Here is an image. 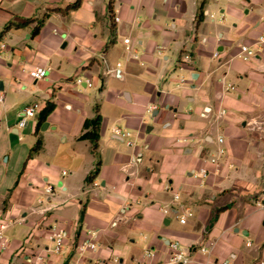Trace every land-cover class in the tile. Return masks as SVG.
Segmentation results:
<instances>
[{"label":"crops","instance_id":"obj_1","mask_svg":"<svg viewBox=\"0 0 264 264\" xmlns=\"http://www.w3.org/2000/svg\"><path fill=\"white\" fill-rule=\"evenodd\" d=\"M77 2L0 0V264H167L172 242L189 264L264 262V46L239 56L264 36V0H81L53 11ZM38 67L45 79L30 75ZM30 105L38 115L19 128ZM97 114L95 155L80 137ZM84 242L96 248L82 252Z\"/></svg>","mask_w":264,"mask_h":264},{"label":"built area","instance_id":"obj_2","mask_svg":"<svg viewBox=\"0 0 264 264\" xmlns=\"http://www.w3.org/2000/svg\"><path fill=\"white\" fill-rule=\"evenodd\" d=\"M115 21H119V18H115ZM125 43L128 45L130 43L129 39L125 40ZM264 46V36H260L256 43L254 45H241L240 46V52H239V56L241 59L245 60V61H250L251 59L255 58L257 53L259 51H261L263 49ZM6 46L5 45H1L0 46V50L5 49ZM127 50L129 51L130 48L129 46H127ZM219 53H214V57H218ZM30 75L32 76L33 79L35 80H40V79H45L48 76V70L46 68L43 67H38L34 70H32L30 72ZM83 81L82 79H77L76 83L81 84ZM87 84L92 86L93 84L90 81H87ZM38 105H30L25 107L22 110L21 113V119L18 122V127L19 128H24L28 125V120L30 118H35L38 115ZM224 113V112H223ZM115 133L120 135L122 134L124 137H129L130 133L129 132H122L121 129L117 128L115 129ZM128 145L129 146H133L134 142L129 140L128 141ZM226 151L224 149H220L218 151V155L214 156L211 159V163L215 164V165H219L220 163V157L225 155ZM67 173L64 172V175H66ZM209 174L208 170L203 169L200 172V177L201 178H206ZM95 185L97 186L98 184L95 183ZM49 192H52V188H48ZM175 200L179 199V195H175L174 196ZM165 212H169V210H165ZM191 215V213H187L185 215H182L180 220L182 223H185L187 220V217ZM7 228V225L5 224V222L3 220H0V252L7 250L8 246H9V242L4 234L5 229ZM68 233L67 231L61 230L58 233H56L53 237V239L56 242V247H55V252H60L61 247L64 244L65 239L67 238ZM95 249L96 248V244L91 243V242H84L83 244L78 246V249L81 250L82 252H84L87 249ZM170 248H171V256L169 259V262L167 264H189L191 261L190 255L180 246V244L178 242H172L170 244ZM212 248L211 246H202L201 247V251L203 252H209L210 249ZM145 257L146 258H153L155 257V253L152 251H147L145 253ZM43 258L41 256H35V257H29L27 260L28 264H37L39 261H41ZM146 264V263H144ZM224 264H228V263H224ZM260 264H264V262L260 263Z\"/></svg>","mask_w":264,"mask_h":264},{"label":"trees","instance_id":"obj_3","mask_svg":"<svg viewBox=\"0 0 264 264\" xmlns=\"http://www.w3.org/2000/svg\"><path fill=\"white\" fill-rule=\"evenodd\" d=\"M80 4H81V0H78V2L72 7H68L67 9H54L53 11L62 12L63 14H67L71 8H77L78 6H80ZM200 17L201 18L199 19V21L202 20L203 16H200ZM41 23L42 21L39 22V25H41ZM39 28L40 27L38 26L34 33H37ZM54 109H55V104L48 103L46 108L40 112L39 119H38V125H37L38 132L41 126L43 125V123L47 120L48 116L53 112ZM102 124H103V117L100 114H97L96 117L93 119H87L85 122L84 133L80 137L81 140H88L91 142L92 152L95 155L98 154ZM42 146H43V141L41 138H39L36 145L34 146V148L32 149L30 153V157L33 156V154L39 152ZM99 166H100V162L98 163V166L96 167L95 172L88 176L87 178L88 183H91L93 181V177L99 172ZM83 216H84V212L82 213V218Z\"/></svg>","mask_w":264,"mask_h":264},{"label":"rangeland","instance_id":"obj_4","mask_svg":"<svg viewBox=\"0 0 264 264\" xmlns=\"http://www.w3.org/2000/svg\"><path fill=\"white\" fill-rule=\"evenodd\" d=\"M99 84H100V87H101V84H102V83L99 82ZM259 124H260V123H259ZM259 126H260V129H259V131H258V132H259V136H260L259 138H260V139H261V138L264 139V125H263V124H260ZM261 127H262V128H261ZM54 247H55V244H54Z\"/></svg>","mask_w":264,"mask_h":264}]
</instances>
